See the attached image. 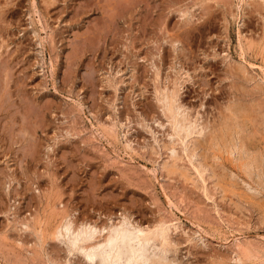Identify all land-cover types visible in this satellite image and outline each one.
<instances>
[{
    "label": "rangeland",
    "instance_id": "374dc122",
    "mask_svg": "<svg viewBox=\"0 0 264 264\" xmlns=\"http://www.w3.org/2000/svg\"><path fill=\"white\" fill-rule=\"evenodd\" d=\"M123 215L173 264H264V0H0V264H96L61 225Z\"/></svg>",
    "mask_w": 264,
    "mask_h": 264
},
{
    "label": "bare ground",
    "instance_id": "6f19581e",
    "mask_svg": "<svg viewBox=\"0 0 264 264\" xmlns=\"http://www.w3.org/2000/svg\"><path fill=\"white\" fill-rule=\"evenodd\" d=\"M243 1L245 0H242V2ZM173 86L174 88L178 87L175 85ZM166 88L168 89L169 87ZM170 88L171 90L165 89L166 91L160 92L161 95L159 94L160 97L158 99L174 131V133H172L178 135L179 139H182L181 141L184 143V148H186L187 141L184 142L185 139L183 140V137L187 139V136L192 134V132H197L201 129L199 127L200 124H198L195 119L192 120L193 118L191 119L188 117L189 115L185 107L179 102L176 91L179 87L173 89L171 86ZM163 222L148 227L139 223H134L128 216L123 215L118 221L109 222V224H107L108 226H105V224L104 227L98 228L94 225H79L80 227L75 228L73 223L69 219H66L61 225V231L59 230V232L60 235L62 234L65 237L69 247L68 250L70 248L79 250L81 256L83 254V256H85L84 258L91 263L173 264L174 259L169 257L174 247L169 234L170 227L166 224L167 222ZM71 249L69 251H71Z\"/></svg>",
    "mask_w": 264,
    "mask_h": 264
}]
</instances>
